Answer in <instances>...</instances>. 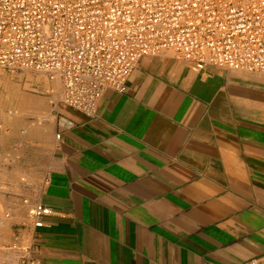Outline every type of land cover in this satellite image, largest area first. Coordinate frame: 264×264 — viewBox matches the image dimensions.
I'll list each match as a JSON object with an SVG mask.
<instances>
[{"label": "crops", "instance_id": "crops-1", "mask_svg": "<svg viewBox=\"0 0 264 264\" xmlns=\"http://www.w3.org/2000/svg\"><path fill=\"white\" fill-rule=\"evenodd\" d=\"M18 243L36 264H240L264 252V72L141 57L93 115L62 105ZM56 133L59 136H56ZM12 190H15L14 188Z\"/></svg>", "mask_w": 264, "mask_h": 264}, {"label": "built area", "instance_id": "built-area-1", "mask_svg": "<svg viewBox=\"0 0 264 264\" xmlns=\"http://www.w3.org/2000/svg\"><path fill=\"white\" fill-rule=\"evenodd\" d=\"M166 51L194 67L264 72V0H0V68L58 80L62 105L86 115L104 90L127 89L141 57ZM27 213L38 227L51 208ZM0 264L36 263L23 249ZM240 264H264V252Z\"/></svg>", "mask_w": 264, "mask_h": 264}, {"label": "rangeland", "instance_id": "rangeland-1", "mask_svg": "<svg viewBox=\"0 0 264 264\" xmlns=\"http://www.w3.org/2000/svg\"><path fill=\"white\" fill-rule=\"evenodd\" d=\"M60 92V82L40 72L0 68V258L22 254L12 238L29 218V200L19 189L35 190L45 175Z\"/></svg>", "mask_w": 264, "mask_h": 264}]
</instances>
